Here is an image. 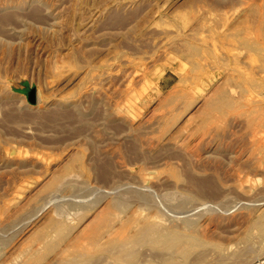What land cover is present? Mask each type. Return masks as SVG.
<instances>
[{
  "label": "rangeland",
  "instance_id": "rangeland-1",
  "mask_svg": "<svg viewBox=\"0 0 264 264\" xmlns=\"http://www.w3.org/2000/svg\"><path fill=\"white\" fill-rule=\"evenodd\" d=\"M263 46L264 0H0V264H264Z\"/></svg>",
  "mask_w": 264,
  "mask_h": 264
},
{
  "label": "water",
  "instance_id": "water-1",
  "mask_svg": "<svg viewBox=\"0 0 264 264\" xmlns=\"http://www.w3.org/2000/svg\"><path fill=\"white\" fill-rule=\"evenodd\" d=\"M28 100L31 102V103H34L35 102V94L33 92V89L30 90L29 94H28Z\"/></svg>",
  "mask_w": 264,
  "mask_h": 264
},
{
  "label": "bare ground",
  "instance_id": "bare-ground-1",
  "mask_svg": "<svg viewBox=\"0 0 264 264\" xmlns=\"http://www.w3.org/2000/svg\"><path fill=\"white\" fill-rule=\"evenodd\" d=\"M255 42H258V41H255ZM258 43H259V42H258ZM248 44H249V42H248ZM255 45H256V43H255ZM250 46H251V45H250ZM252 46H253V45H252ZM256 46H257V45H256ZM261 47H262V46H261ZM263 47H264V46H263ZM251 48H252V47H251ZM254 48H257V47H254ZM254 48H253V49H254ZM263 50H264V49H263ZM260 55H261V54H260ZM247 82H248V81H247ZM247 84H248V83H247ZM249 84H250V83H249ZM250 86H251V84H250ZM252 86H253V85H252ZM255 87H256V86H255ZM256 88H257V87H256ZM258 88H259V87H258ZM252 91H253V90H252ZM255 91H256V90H255ZM219 93H220V92H219ZM220 94H222V93H220ZM257 94H258V93H257ZM218 95H219V94H218ZM220 96H221V95H220ZM216 99H217V98H216ZM223 99H224V97H223ZM256 116H257V115H256ZM256 116H255V117H256ZM259 116H260V115H259ZM262 116H263V115H262ZM255 117H254V119L259 118V117H256V118H255ZM260 117H261V116H260ZM262 118H263V117H262ZM262 118H260V119H262ZM251 120H252V119H251ZM263 120H264V119H263ZM263 120H262V121H263ZM255 123H256V122H255ZM255 123H254V124H255ZM249 124L251 125L250 122H249ZM256 126H257V125H256ZM258 126H259V125H258ZM261 128H262V127H261ZM260 132H261V131H260ZM262 133H263V132H262ZM263 138H264V137H263ZM260 145H261V144H260Z\"/></svg>",
  "mask_w": 264,
  "mask_h": 264
}]
</instances>
